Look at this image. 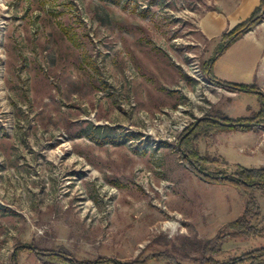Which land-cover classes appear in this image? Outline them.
I'll return each mask as SVG.
<instances>
[{"label":"rangeland","instance_id":"374dc122","mask_svg":"<svg viewBox=\"0 0 264 264\" xmlns=\"http://www.w3.org/2000/svg\"><path fill=\"white\" fill-rule=\"evenodd\" d=\"M223 1L238 0H0V264H198L218 235L219 262L264 249V190L206 181L179 146L205 116L260 109L208 77L222 33L251 15L208 38L198 21ZM258 24L213 75L264 93ZM255 123L198 136L201 170L264 166ZM251 196L259 234L244 236L226 225Z\"/></svg>","mask_w":264,"mask_h":264},{"label":"trees","instance_id":"16d2710c","mask_svg":"<svg viewBox=\"0 0 264 264\" xmlns=\"http://www.w3.org/2000/svg\"><path fill=\"white\" fill-rule=\"evenodd\" d=\"M264 15V0H260L257 7L254 8L251 15L244 21L238 23L232 30L224 32L221 35V43L218 46L214 57L208 64V77L219 86L231 88L238 92H245L255 94L260 103V109L252 118H231L225 116L223 113L217 112L215 117L205 116L197 121L193 128L187 131L181 138L180 150L183 158L188 162L189 166L196 171L202 178L211 183L225 184L237 188L240 192L246 194L247 190H264V166L258 168H247L238 166L236 171L232 174H212L201 170L200 163L209 162L207 157H201L195 148L198 141V136L203 135L209 137L218 131L242 130L247 131L258 125L255 121L264 118V93L257 89L254 84H236L227 81H222L214 77L213 65L215 60L226 50V48L235 42L241 35L251 30ZM262 126V125H261ZM260 217V207L254 197H249L245 204L243 215L234 221L229 222L226 226L235 233L244 236H255L259 231L250 223L249 219H258ZM225 235H218L209 239L206 244H211L209 252L210 255L204 256L198 264H264V249L249 252L239 258L231 259L225 262L217 261L214 256L220 252L219 245L221 244ZM213 246L215 248H213ZM60 259V254L55 255ZM62 258H68L62 256ZM71 259V258H69ZM64 260V259H63ZM167 264H178L172 258L160 259ZM102 260H96L91 264H99ZM149 258L141 262L133 260L127 263H119L115 260H105L104 262L112 264H147ZM75 264H86L84 262H77ZM102 264V263H100Z\"/></svg>","mask_w":264,"mask_h":264},{"label":"crops","instance_id":"0c3cea01","mask_svg":"<svg viewBox=\"0 0 264 264\" xmlns=\"http://www.w3.org/2000/svg\"><path fill=\"white\" fill-rule=\"evenodd\" d=\"M260 3V0L223 1L222 8L206 12L198 21V28L208 38L218 37L238 22L246 19ZM255 28L246 34L254 32Z\"/></svg>","mask_w":264,"mask_h":264}]
</instances>
